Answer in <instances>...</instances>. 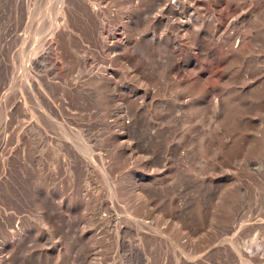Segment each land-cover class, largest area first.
Instances as JSON below:
<instances>
[{
    "label": "rangeland",
    "instance_id": "374dc122",
    "mask_svg": "<svg viewBox=\"0 0 264 264\" xmlns=\"http://www.w3.org/2000/svg\"><path fill=\"white\" fill-rule=\"evenodd\" d=\"M263 13L0 0V264H264Z\"/></svg>",
    "mask_w": 264,
    "mask_h": 264
},
{
    "label": "bare ground",
    "instance_id": "6f19581e",
    "mask_svg": "<svg viewBox=\"0 0 264 264\" xmlns=\"http://www.w3.org/2000/svg\"><path fill=\"white\" fill-rule=\"evenodd\" d=\"M264 14V13H263ZM261 15V14H260ZM262 17V16H261ZM12 142H14L15 141V139L14 138H12V140H11ZM5 143V142H4ZM15 143V142H14ZM17 151V149L16 148H14L13 147V149L10 151V153H9V155H8V158L6 159V161L5 162H3V163H8V165L10 164V162L11 161H13V159H14V153ZM3 153H4V149L2 148V149H0V162H1V160H2V158H3ZM17 153V152H16ZM4 160V159H3ZM3 165V164H2ZM1 212V211H0ZM0 222L2 223V224H4L5 225V227H7L8 225H11V224H14V220H13V216H11V215H9V214H7V212L5 213H0ZM105 225V224H104ZM8 227H10V226H8ZM25 232V231H24ZM122 232V231H121ZM127 233V232H126ZM21 237V232H20V227H19V225L18 226H16L13 230H12V233H11V242H9V243H15L16 242V240L17 239H19ZM126 237V236H125ZM21 240H22V238H21ZM20 239H19V241H21ZM15 241V242H14ZM124 241V240H123ZM18 242V241H17ZM22 242V241H21ZM18 244V243H17ZM127 244V243H126ZM125 244V245H126ZM11 245V244H10ZM20 245H21V243H20ZM122 245H123V243H122ZM14 247V246H13ZM128 247V246H127ZM126 248V247H125ZM129 248V247H128ZM7 249V248H6ZM13 249V248H12ZM12 249H10V250H12ZM130 249V248H129ZM9 250V251H10ZM16 250V249H15ZM9 251H7V252H9ZM17 251H19V250H17ZM17 251H16V253H17ZM131 251H133V250H131ZM6 252V253H7ZM130 254V253H129ZM4 255V254H3ZM2 259H4V263H6V264H15L14 262H15V259H16V261H17V259L18 258H16V254H15V251L14 250H12V251H10L4 258H2Z\"/></svg>",
    "mask_w": 264,
    "mask_h": 264
}]
</instances>
